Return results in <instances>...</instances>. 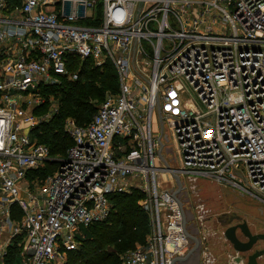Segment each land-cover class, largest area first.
<instances>
[{
	"label": "built area",
	"instance_id": "2783aa9c",
	"mask_svg": "<svg viewBox=\"0 0 264 264\" xmlns=\"http://www.w3.org/2000/svg\"><path fill=\"white\" fill-rule=\"evenodd\" d=\"M83 62H109L117 90L87 124L64 119L72 143L54 157L35 131L57 106L33 110ZM181 176L264 204V0H0V264H62L108 195L134 189L150 231L121 264H176Z\"/></svg>",
	"mask_w": 264,
	"mask_h": 264
},
{
	"label": "trees",
	"instance_id": "16d2710c",
	"mask_svg": "<svg viewBox=\"0 0 264 264\" xmlns=\"http://www.w3.org/2000/svg\"><path fill=\"white\" fill-rule=\"evenodd\" d=\"M102 68L90 67L87 62H83L79 70L82 79L78 77L72 81L61 77L58 83L41 87L44 94L52 93L58 104L57 112L35 131L36 137L40 138L38 142L46 144L52 156L64 157L72 143L61 128L64 119L70 117L81 125L87 124L97 110L95 104L103 100L105 90H117L113 66L105 64ZM40 111V107L34 110L35 113ZM57 164V161L48 162L42 169L35 170L31 177L43 178ZM108 197L111 203L109 216L83 228L78 248L68 251L63 264H121L119 256L123 251L145 242L150 226L148 215L140 203L143 194L134 189L129 193H113Z\"/></svg>",
	"mask_w": 264,
	"mask_h": 264
},
{
	"label": "rangeland",
	"instance_id": "374dc122",
	"mask_svg": "<svg viewBox=\"0 0 264 264\" xmlns=\"http://www.w3.org/2000/svg\"><path fill=\"white\" fill-rule=\"evenodd\" d=\"M105 64H110V63L106 62ZM105 64H103L98 68L102 70L103 69L102 67L105 66ZM87 65L90 67H96L89 63H87ZM82 77L83 76L79 75L80 79H82ZM113 92L114 89L108 88L105 90L103 97H105L106 94ZM42 96H43L42 97L43 102L40 104L41 106H39L40 108H42V111L48 110L53 103L56 104L58 110L57 101L53 97L52 93L45 92L44 94L42 92ZM99 103L100 101H98L95 105L98 106ZM39 107H35L34 110ZM61 128H63V123ZM167 134H169L168 140L166 141L164 140L165 145L162 151L164 156L170 157L169 155L177 154V146L175 144V138L171 136V133L168 131ZM38 140L40 141V138L38 139L37 137V141ZM179 183L182 186L180 187L181 190L179 189L180 190L179 195H180V200L182 202V208L184 211V220L186 222L185 224L189 237L188 249L190 250V254L199 253L201 256H203L205 255V251L206 252L208 251L210 254L220 253L221 256H219L218 258H214L212 256L215 260H213L212 257L210 256L211 262L212 264H224L225 248H224V240L222 239L223 235H221V232L223 231L222 230L223 226L216 221V218L217 215L228 210L229 207L227 204L228 201L229 202L234 201V203L238 201V203H241L240 202L241 198L238 197L239 195L238 196L236 195L239 192L237 190L232 189L231 187L223 186L205 177L192 178L187 176H181ZM232 192L235 193V195ZM244 207L246 208L248 207L247 203L244 204ZM83 231L84 229H82V232ZM129 250H125L120 254L119 256L120 263L123 254ZM67 255L68 254L63 256L62 264L66 262L68 257ZM202 261L203 260L201 257L200 264H202ZM188 264H194V263L190 262Z\"/></svg>",
	"mask_w": 264,
	"mask_h": 264
},
{
	"label": "water",
	"instance_id": "95a60500",
	"mask_svg": "<svg viewBox=\"0 0 264 264\" xmlns=\"http://www.w3.org/2000/svg\"><path fill=\"white\" fill-rule=\"evenodd\" d=\"M221 215H224L222 235L230 244L234 261L239 264H258V259L264 255V247L257 248L256 244L259 240L264 241V231L253 232L246 219L235 210L225 211L217 218Z\"/></svg>",
	"mask_w": 264,
	"mask_h": 264
},
{
	"label": "crops",
	"instance_id": "0c3cea01",
	"mask_svg": "<svg viewBox=\"0 0 264 264\" xmlns=\"http://www.w3.org/2000/svg\"><path fill=\"white\" fill-rule=\"evenodd\" d=\"M229 193V192H228ZM233 193V192H232ZM237 193V192H236ZM235 195V193H233ZM238 197H240V202L238 203L234 201L233 202H227L228 204V210H235L238 214H240L244 219H246L250 229L253 232H263L264 231V204H261L259 202H257L256 200H254L253 198L243 195V194H236ZM248 201V202H246ZM234 203V204H232ZM247 203L248 207H244V204ZM224 230V226L223 229ZM223 232V231H222ZM221 232V235H222ZM222 239L224 240V264H229L230 258L231 256L234 254L232 252V249L230 247V244L227 240H225V238L222 236ZM264 245V241L259 240L256 244L257 248H261ZM228 246V249H227ZM227 249V250H226ZM207 253V254H206ZM213 256L214 258H218L219 256H221L220 253L216 254H210L208 251H205V255L201 256L199 253L196 254H191L188 253L182 257H179L177 259L176 264H188L190 262L194 263V264H200V260L202 257V264H212L211 262V257ZM204 257V258H203ZM212 257L213 260H215ZM214 263V262H213ZM258 264H264V255L262 257H260L258 259Z\"/></svg>",
	"mask_w": 264,
	"mask_h": 264
},
{
	"label": "flooded vegetation",
	"instance_id": "af4514ba",
	"mask_svg": "<svg viewBox=\"0 0 264 264\" xmlns=\"http://www.w3.org/2000/svg\"><path fill=\"white\" fill-rule=\"evenodd\" d=\"M224 213V212H223ZM222 214V213H221ZM226 218V217H225ZM216 221L221 225V222H224V215H221L220 217L216 218ZM264 247V245L262 246ZM261 247V248H262ZM191 255V254H190ZM193 255V254H192Z\"/></svg>",
	"mask_w": 264,
	"mask_h": 264
}]
</instances>
